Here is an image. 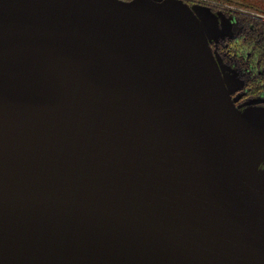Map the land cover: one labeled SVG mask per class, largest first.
<instances>
[{"label":"water","instance_id":"water-1","mask_svg":"<svg viewBox=\"0 0 264 264\" xmlns=\"http://www.w3.org/2000/svg\"><path fill=\"white\" fill-rule=\"evenodd\" d=\"M228 34L181 0H0V264H264Z\"/></svg>","mask_w":264,"mask_h":264},{"label":"trees","instance_id":"trees-1","mask_svg":"<svg viewBox=\"0 0 264 264\" xmlns=\"http://www.w3.org/2000/svg\"><path fill=\"white\" fill-rule=\"evenodd\" d=\"M236 7L245 8L249 13L223 11L228 21L230 34L225 41L222 57L237 68L250 72L245 97L257 98L264 95V0H218ZM214 13L220 11L213 8ZM232 27L235 29L232 30ZM219 41V42H220ZM221 43V42H220ZM219 43V44H220ZM218 44V43H216ZM221 45V44H220Z\"/></svg>","mask_w":264,"mask_h":264},{"label":"flooded vegetation","instance_id":"flooded-vegetation-1","mask_svg":"<svg viewBox=\"0 0 264 264\" xmlns=\"http://www.w3.org/2000/svg\"><path fill=\"white\" fill-rule=\"evenodd\" d=\"M235 29L232 27V30ZM221 42V43H220ZM219 43L221 44H216L212 43V49L216 55L221 61V65L223 67L224 74L229 75L231 77H235L236 79L242 81L243 87L241 90L236 92L233 97L238 98L236 101V106L239 107L240 109H245L246 105L250 102L254 103L255 107H264V95L259 96L257 98H250V97H245L246 95V87L248 84V76L251 75L250 72H245V70H241L237 68L233 63L231 62H226L223 57H222V48L225 45V41H220ZM264 167V166H262Z\"/></svg>","mask_w":264,"mask_h":264},{"label":"rangeland","instance_id":"rangeland-1","mask_svg":"<svg viewBox=\"0 0 264 264\" xmlns=\"http://www.w3.org/2000/svg\"><path fill=\"white\" fill-rule=\"evenodd\" d=\"M204 1L207 4L213 5L216 8V10H218L220 12L228 11V12L234 13V14H237V13H249V12L245 11L246 10L245 8L236 7L234 5H231V4H228V3H224V2H220L218 0H204ZM204 7L210 8L211 11L213 12V8L208 7V6H204ZM196 8H198V7H196Z\"/></svg>","mask_w":264,"mask_h":264},{"label":"built area","instance_id":"built-area-1","mask_svg":"<svg viewBox=\"0 0 264 264\" xmlns=\"http://www.w3.org/2000/svg\"><path fill=\"white\" fill-rule=\"evenodd\" d=\"M189 5H200V6H208V7H211V8H215L213 5H210V4H207L205 3L204 0H181ZM216 9V8H215Z\"/></svg>","mask_w":264,"mask_h":264}]
</instances>
